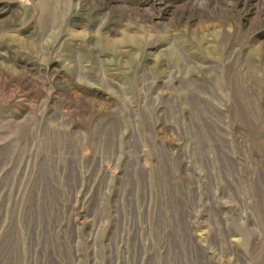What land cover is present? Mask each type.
<instances>
[{
  "label": "rangeland",
  "instance_id": "374dc122",
  "mask_svg": "<svg viewBox=\"0 0 264 264\" xmlns=\"http://www.w3.org/2000/svg\"><path fill=\"white\" fill-rule=\"evenodd\" d=\"M0 264H264V0H0Z\"/></svg>",
  "mask_w": 264,
  "mask_h": 264
}]
</instances>
